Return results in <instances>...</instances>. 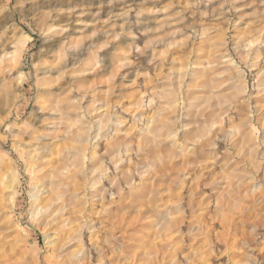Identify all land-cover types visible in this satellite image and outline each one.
Returning <instances> with one entry per match:
<instances>
[{"label": "rangeland", "instance_id": "374dc122", "mask_svg": "<svg viewBox=\"0 0 264 264\" xmlns=\"http://www.w3.org/2000/svg\"><path fill=\"white\" fill-rule=\"evenodd\" d=\"M38 2L0 0V264H264V3Z\"/></svg>", "mask_w": 264, "mask_h": 264}, {"label": "clouds", "instance_id": "9594fccd", "mask_svg": "<svg viewBox=\"0 0 264 264\" xmlns=\"http://www.w3.org/2000/svg\"><path fill=\"white\" fill-rule=\"evenodd\" d=\"M30 2V0H20V7L18 9V14L20 15L21 18V22L24 23L25 25H28L30 16H39L40 13L42 11H44L43 6L38 2L32 3L31 7H27L28 3ZM201 0H197V3H200ZM212 0H208V3H211ZM262 3H264V0H261ZM45 3H47V0H45ZM195 6V5H193ZM3 13L0 12V15H2ZM142 14V13H141ZM207 15V13H205ZM127 15V13H125V16ZM253 15H255V13H253ZM8 19L11 20V23L8 25V27L5 29L4 33H0V43H3L4 41V36L7 33V31L9 29H12V36L9 38V43H11L12 41H14L17 36L16 34L19 32L21 35H25V33H23L22 29L19 28L18 25H16L15 20L13 17H9ZM54 29H50V31H52ZM115 39H120L119 36H116ZM174 45H169V47H173ZM13 47H16L15 44H13ZM246 52H250V49H245ZM15 59V53L12 54H8L6 53L4 56H0V71H9V69H5L3 66L5 64L6 61L10 62L12 60ZM103 60L100 58H97L96 63H95V67L96 68H101L103 66ZM132 61L130 60H125L122 64L121 67H124L126 65L131 64ZM151 63V61H150ZM20 77H23L24 81L26 82L28 79L27 74L25 73H20L19 74ZM123 80H128V76L126 75ZM134 82V81H133ZM125 87H128L130 85L125 84ZM152 104V101L149 100L147 105H143V107H150ZM225 116H227V113H225ZM109 126H114L115 128L119 129L120 127L123 126V122L120 120V118L118 116L115 115V110H113V116L109 117V119L107 120V122L105 124H103V126L101 127L100 131L97 132V134L95 135L94 139H93V143H95L96 141L101 140L102 138H107V137H103L102 133L109 130ZM14 127L12 125L9 126V128ZM7 131V129H6ZM211 129H209V133H210ZM217 145L215 143L212 144V147L215 148ZM114 161L116 162V166L119 167L120 164H123L125 162V159H130V153L128 151H125L123 153V158L121 157V155H116L114 158ZM107 173V169L104 170V174ZM253 191H260L259 188H254ZM46 210H34L32 212V214L30 215V219L33 222L34 225L39 226L40 221H41V217L44 215V212ZM252 233L254 235V238L259 242V243H264V239L261 238V234L258 232V230L256 228H252ZM245 247H248V245L246 244Z\"/></svg>", "mask_w": 264, "mask_h": 264}, {"label": "bare ground", "instance_id": "6f19581e", "mask_svg": "<svg viewBox=\"0 0 264 264\" xmlns=\"http://www.w3.org/2000/svg\"><path fill=\"white\" fill-rule=\"evenodd\" d=\"M253 44H254L253 42H250L249 45L252 46ZM103 109H104V108H103ZM100 110H101V109H100ZM101 114H102V113H101ZM66 115H67V114H66ZM73 135H74V133H73ZM75 135H76V134H75ZM76 136H77V135H76ZM56 138H58V137H55L54 139H56ZM54 146L57 147L56 144H55ZM55 151H56V150H55ZM56 153H57V152H56ZM53 154H54V152H51V153H50V155H53ZM243 159H244V158H243ZM129 161H130V160H128L127 163H129ZM186 161H187V160H186ZM242 161H243V160H242ZM50 162H52V161H50ZM53 162L56 163V162H58V161L53 160ZM188 162H189V161H188ZM185 164H186V163H185ZM253 169H254V168H253ZM56 171H57V169H56ZM93 174H94V172H93ZM254 177H255V176H254ZM12 179H13V180H12V183H14V182H15L14 176L12 177ZM251 179H252V178H251ZM10 183H11V182H10ZM227 184H228V183H225V185H227ZM230 186H231V185H230ZM230 186H229V187H230ZM130 187H131V186H130ZM229 187H228V188H229ZM11 188H13V187L10 186L9 189H11ZM145 190H146V189H145ZM101 192H102V191H101ZM117 196H118V195H117ZM119 196H120V195H119ZM110 202L112 203V201H110ZM109 205H110V204H109ZM169 232H170V231H169ZM170 233H171V232H170ZM173 234H174V233H173ZM168 238H169V237H168ZM170 239H171V238H170ZM162 241H163V240H162ZM175 242H176V240H173V239H172L171 244H172V243L175 244ZM168 243H169V242H168ZM176 243H177V242H176ZM166 244H167V243H166ZM174 244L171 245V246H173L172 248L175 247ZM169 245H170V244H169ZM148 246H150V245H148ZM152 246H153V245H152ZM169 248H170V246H169ZM175 248H176V247H175ZM175 248L173 249L172 254H170L171 252H169L170 255H168L167 257L162 256V258H160V257L158 256L159 258H157V259L155 258V260L153 259L152 262L149 261V262H150L149 264H170V263H172L173 261H175V260H173V259H175L174 257H175L176 254H177V253H176V250H177V249L175 250ZM177 248H179V247H177ZM156 250H157V249H156ZM178 250H179V249H178ZM156 252H157V251H156ZM167 253H168V251H167ZM143 254H144V253H143ZM143 254H142V255H143ZM153 254H154V253H153ZM161 254H163V253H161ZM144 256H146V255H144ZM144 258H145V257H144ZM166 258L169 259V260H166ZM141 260L143 261V264H148V263L146 262L145 259L141 258ZM165 260H166V261H165ZM164 261H165V262H164ZM173 263H174V262H173ZM173 263H172V264H173ZM175 263H176V262H175Z\"/></svg>", "mask_w": 264, "mask_h": 264}]
</instances>
